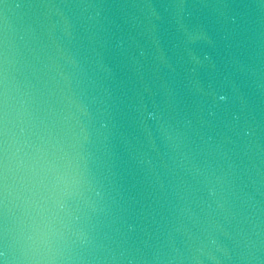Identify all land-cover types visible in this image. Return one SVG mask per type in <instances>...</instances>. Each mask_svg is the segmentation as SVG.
Wrapping results in <instances>:
<instances>
[{"label":"water","instance_id":"obj_1","mask_svg":"<svg viewBox=\"0 0 264 264\" xmlns=\"http://www.w3.org/2000/svg\"><path fill=\"white\" fill-rule=\"evenodd\" d=\"M0 264H264V0H0Z\"/></svg>","mask_w":264,"mask_h":264}]
</instances>
